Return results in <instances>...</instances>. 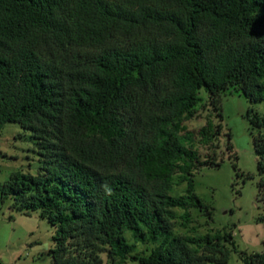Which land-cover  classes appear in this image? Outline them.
Returning <instances> with one entry per match:
<instances>
[{
	"label": "trees",
	"instance_id": "obj_1",
	"mask_svg": "<svg viewBox=\"0 0 264 264\" xmlns=\"http://www.w3.org/2000/svg\"><path fill=\"white\" fill-rule=\"evenodd\" d=\"M232 92L263 105L246 116L264 201V0H0V131L21 124L40 156L1 198L50 223L52 264H225L230 231L172 230L174 208L183 225L193 207L212 213L193 176L214 161L194 139H218ZM198 105L210 118L194 134ZM239 255L264 264V250Z\"/></svg>",
	"mask_w": 264,
	"mask_h": 264
},
{
	"label": "rangeland",
	"instance_id": "obj_2",
	"mask_svg": "<svg viewBox=\"0 0 264 264\" xmlns=\"http://www.w3.org/2000/svg\"><path fill=\"white\" fill-rule=\"evenodd\" d=\"M249 109L262 113L261 103H251L236 92L221 97L222 126L218 139L212 144H201L195 135L200 160L208 156L214 164L194 172L195 193L212 213L204 208L188 210L186 224L181 219L183 210L174 208V235L203 236L215 231H230L237 251L230 253L225 264H243L239 252L264 250V201L258 197L257 156L253 134L246 113ZM210 118L206 106L198 105L195 115L183 121L186 130L196 132ZM215 123L219 119L214 118ZM230 133L232 148L226 146ZM209 158V159H210ZM37 147L30 133L17 122H8L0 131V185L16 170L36 173L40 166ZM251 176V177H250ZM171 194L185 192L186 182L174 176ZM11 200L0 195V264H52L49 254L53 246V227L38 211L19 212L11 209ZM154 245L136 243L135 252L146 253ZM103 256L105 264H111ZM124 264H136L130 260Z\"/></svg>",
	"mask_w": 264,
	"mask_h": 264
}]
</instances>
